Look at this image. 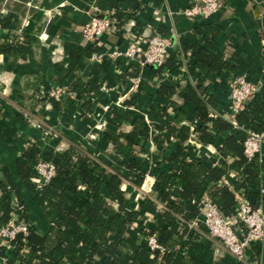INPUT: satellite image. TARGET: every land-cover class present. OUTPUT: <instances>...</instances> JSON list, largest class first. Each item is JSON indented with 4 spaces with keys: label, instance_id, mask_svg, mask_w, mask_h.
Listing matches in <instances>:
<instances>
[{
    "label": "crops",
    "instance_id": "0c3cea01",
    "mask_svg": "<svg viewBox=\"0 0 264 264\" xmlns=\"http://www.w3.org/2000/svg\"><path fill=\"white\" fill-rule=\"evenodd\" d=\"M190 1L0 0V19L10 21L7 26L0 23V45L11 48L7 55L0 53V197L4 189L10 191L12 207L16 208L11 179L24 196L31 225L46 232L57 219L54 209H43L33 200L18 176L16 163L24 160V153L31 147L38 148L42 156L48 149L60 153L73 145L97 160L103 174L119 176L125 212L140 210L126 229L134 237L139 234V222L147 230L163 225L157 214L165 204L155 183L159 174L170 172L181 161L225 168L221 179L204 182L206 191L227 186L243 192L251 203L256 198L247 196L246 186L253 195L264 192V174L258 185L236 188L245 175L236 167V158L221 150L230 131L215 130L208 122L205 126L213 143L202 141L196 104L186 99L187 91L192 89L193 98L205 100L209 116L245 132L244 123L232 121L226 73L219 76L212 70L199 69L189 48L192 44L209 48L214 43L229 63L237 54L239 64L232 75H246L262 87L264 0H219L221 7L206 20L187 18L181 13ZM111 16L116 19L111 31L99 40L84 38L81 30L92 17ZM129 21L135 23L143 38L155 33L171 35L173 48L167 62L179 65L153 71L151 67L132 69L106 55L97 63L90 60L89 53L122 44L120 31L130 26ZM77 79L96 86L83 97L90 106L89 113H83L82 103L73 94L59 101L61 108L40 95V89L70 88ZM116 107H127L148 126V138L135 140L130 157L118 154L115 146L103 138L102 132L109 127ZM167 127L176 131L163 139ZM132 128V123L122 122L117 131L130 132ZM154 136L162 143L154 141ZM179 147L182 154L171 161L170 156ZM145 198L155 204L154 208L141 207ZM105 201L118 209L116 200L106 195ZM194 240L200 244L203 264H232L219 241L198 234ZM76 254L80 261H86L84 249H78ZM53 257L68 264L58 250ZM247 264H264V241L248 250Z\"/></svg>",
    "mask_w": 264,
    "mask_h": 264
},
{
    "label": "trees",
    "instance_id": "16d2710c",
    "mask_svg": "<svg viewBox=\"0 0 264 264\" xmlns=\"http://www.w3.org/2000/svg\"><path fill=\"white\" fill-rule=\"evenodd\" d=\"M0 23L7 26L10 21L0 19ZM190 47V56L202 71L212 70L219 76L221 73H226L228 75L225 76L229 78L239 64L237 54L232 56L229 63L224 59V54L216 49L214 43H210L209 48L198 44H192ZM10 52L11 48L0 45L1 54L7 55ZM176 65L179 64L166 60L162 65L148 67L153 71H161L163 68ZM95 89L94 83L83 82L80 79L70 87V94L74 95L76 101L82 103L83 113L91 111L89 104L83 101V97ZM191 94H195V91L189 89L186 99L196 104L198 129L202 141L213 143V136L205 126L208 122H211L215 130L230 131L227 142L221 150L236 158V167L245 175L237 182L236 188L258 185L264 174V158H261V154H257L248 161L243 156L246 132L231 126L221 118L209 116L205 100L193 98ZM48 98L55 108H61L60 100ZM179 119L177 117V121ZM122 122L132 123V130L117 131ZM236 122L244 123L247 128L257 133H264V85L236 116ZM175 131L174 127H167L163 139H169ZM102 134L107 142L115 146L118 154L130 157L135 140L147 139L149 130L143 118L136 117L127 107L124 109L116 107L112 109L109 127L104 129ZM153 139L160 143L163 141H159L158 136H154ZM181 151L182 147H179L170 156V160L176 159L182 154ZM39 153L36 147L27 150L23 155L24 160L16 163L17 173L33 200L43 209H54L57 212V219L46 232L31 225L24 196L9 179V185L17 200L19 217L29 226L26 234L19 233L10 242L11 248L0 246V264H63L60 260L54 259L53 254L56 250L61 252L62 258H65L68 264H203L200 244L192 237H189L187 242L183 240L188 231L186 222L194 219L199 211L197 204L191 201L199 200L210 192L214 203L224 214L231 213L235 205V196L227 186L206 191L203 185L206 180L215 182L221 179L226 172L224 167L214 169L203 162L181 161L179 166L171 169L170 172L159 174L155 183L160 199L165 204L164 210L157 214L163 225L157 226L155 230L138 228L139 234L134 237L128 235L126 229L136 220L140 210L125 212L124 193L119 188L121 183L119 176L103 174L97 160L80 148L70 145L60 153L48 149L42 154L43 160L55 164L56 172L49 184L38 189L33 182L36 176L33 164ZM245 190L248 197L256 198L252 206L264 211V192L253 195L251 188L247 186ZM106 195L118 202L117 210L105 201ZM11 200V192L4 189L3 197H0V228L6 226L13 215ZM140 205L150 209L155 206L148 198H145ZM176 215H182L183 220H179ZM153 233L156 234L157 241L166 248V252L162 255L158 251H150L147 246L146 237ZM185 243L191 250L188 259L182 251ZM78 249L86 251V261L78 259L76 254Z\"/></svg>",
    "mask_w": 264,
    "mask_h": 264
},
{
    "label": "built area",
    "instance_id": "2783aa9c",
    "mask_svg": "<svg viewBox=\"0 0 264 264\" xmlns=\"http://www.w3.org/2000/svg\"><path fill=\"white\" fill-rule=\"evenodd\" d=\"M220 7L219 0H191L189 5L181 10V13L187 18L206 20ZM115 23L116 19L112 16L105 19L92 17L81 32L87 40H99L101 35L112 30ZM128 25L130 26L120 31L122 44L114 48L102 49L99 52H91L89 53L90 60L97 63L106 55L113 60H121L130 68L138 70L150 65L164 64L173 48L171 35L162 36L155 33L148 38H143L133 21H129ZM227 85L232 121L237 124L236 116L260 91L261 85L246 75H231L227 80ZM69 89L67 86H54L47 91L40 89V95L63 100L66 95L70 94ZM23 115L27 116V113L23 112ZM245 132L246 138L243 141L242 153L249 161L262 153L264 133H257L250 128H246ZM33 168L36 173L33 182L38 189L49 184L55 176V164L43 160L40 155L36 156ZM231 191L235 196V205L229 214H224L218 209L210 192L204 194L199 200L191 201L197 204L199 211L194 219L186 222L188 231L183 240L188 241L187 234L189 233L193 239L197 234L215 239L221 243L232 264H247L248 250L264 241V211L254 208L243 192L236 191L234 188H231ZM177 218L183 220L182 215H178ZM141 223L139 222L137 227L144 229L145 226L142 225V227ZM28 226L20 219L17 207L14 208L8 224L0 228V246L11 248L10 242L17 234H26ZM146 242L150 251H158L160 255L166 252V248L157 241L155 233L148 235ZM176 248H178L177 245ZM182 251L188 259L191 250L186 243Z\"/></svg>",
    "mask_w": 264,
    "mask_h": 264
}]
</instances>
